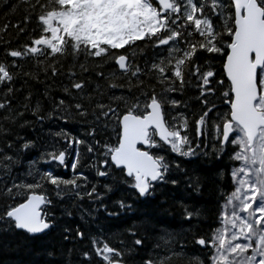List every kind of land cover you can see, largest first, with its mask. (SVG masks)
<instances>
[{
    "label": "snow or ice",
    "instance_id": "snow-or-ice-1",
    "mask_svg": "<svg viewBox=\"0 0 264 264\" xmlns=\"http://www.w3.org/2000/svg\"><path fill=\"white\" fill-rule=\"evenodd\" d=\"M4 9L0 252L21 254L13 264H264V0ZM53 194L80 225L55 215ZM170 195L178 231L161 226Z\"/></svg>",
    "mask_w": 264,
    "mask_h": 264
},
{
    "label": "trees",
    "instance_id": "trees-1",
    "mask_svg": "<svg viewBox=\"0 0 264 264\" xmlns=\"http://www.w3.org/2000/svg\"><path fill=\"white\" fill-rule=\"evenodd\" d=\"M5 12H7V9H4L3 11H0V23H6L8 21L5 20ZM19 13L16 14L15 17H12L11 15H9V19L11 20V23H16L18 18H19ZM117 75H119V73H117ZM41 79H43V77H41ZM66 83V81H64ZM61 83L60 79H57L56 84L59 85ZM19 87V85H17ZM36 87V89L40 92L43 91V85H39V86H34ZM30 118V117H29ZM78 128V125H69L68 126V130L69 131H75ZM59 129L56 127L52 128V131H58ZM47 131V129H45V132ZM22 135H26L30 138H32L34 136V133H32V131L30 129H26L24 130L22 133ZM49 139V137L47 136H43L42 140H47ZM38 156V153L36 151L27 153L25 155V160L28 159H32L34 157ZM170 158L174 159V155L171 156ZM195 163V162H194ZM42 168H47L49 167L48 165H41ZM52 167H55L54 165H52ZM185 167L192 169L194 167V164H186ZM25 169H20V171H24ZM59 175L68 177L71 175L70 172H64L63 169H60L58 171ZM202 175H208L207 171H204L203 173H201ZM95 182V181H93ZM100 182L103 183H108L110 181H105L103 178H101ZM103 190V189H101ZM166 192L168 193H175V200H180L183 197V193L179 190V189H174L171 187H168L165 189ZM122 194H127V189L124 188L123 186L121 187L120 191H117L114 194H111L108 198V200L106 201V203H109L111 205V201L113 200H117L120 198V196ZM130 195V194H129ZM209 191L206 190L204 193V199L200 201L201 204L206 203L209 201ZM169 199V203L164 205L165 208L169 209V212L164 213L162 215V219L164 220V224L161 225L162 227H167L169 228V230H180L182 227L186 228L188 227V225L186 224H181V210L179 207H177L175 205V203L173 202V197L170 195L168 197ZM53 200H54V207L51 209L55 215L57 217L62 216L63 214V210L65 208H68V210H70L72 212V216L69 218L67 216H64L63 222L72 226V227H76L77 225H80L82 222L80 220V210L77 208H72L71 207V201L65 199L63 201L57 200L53 194ZM83 207L84 208H91L93 207V205H91L87 200H85L83 202ZM115 210V209H113ZM144 210V209H142ZM149 211H151V209H147ZM95 215V213H94ZM136 219L135 217H133L132 219H129V223H132L133 220ZM98 223H104V224H116V221L113 220H108L103 213H100V221H98ZM115 230V229H114ZM156 235H159V233H157ZM63 247L65 249H71L74 247V245L72 243H68L65 242ZM78 247V245H77ZM57 256L59 257V252L57 253ZM21 257V254H13L11 251L4 253V252H0V264H13L14 261H16L17 259H19ZM27 259V258H25Z\"/></svg>",
    "mask_w": 264,
    "mask_h": 264
}]
</instances>
